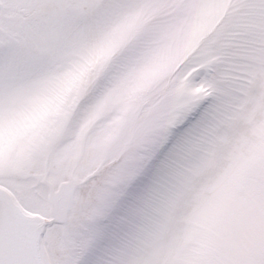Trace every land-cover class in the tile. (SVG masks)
<instances>
[{"label": "snow or ice", "instance_id": "1", "mask_svg": "<svg viewBox=\"0 0 264 264\" xmlns=\"http://www.w3.org/2000/svg\"><path fill=\"white\" fill-rule=\"evenodd\" d=\"M0 264H264V0H0Z\"/></svg>", "mask_w": 264, "mask_h": 264}]
</instances>
